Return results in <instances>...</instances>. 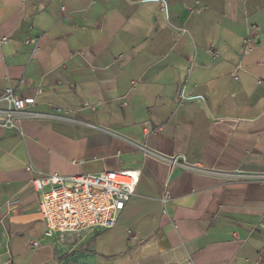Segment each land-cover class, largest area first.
Returning <instances> with one entry per match:
<instances>
[{"label":"crops","instance_id":"obj_1","mask_svg":"<svg viewBox=\"0 0 264 264\" xmlns=\"http://www.w3.org/2000/svg\"><path fill=\"white\" fill-rule=\"evenodd\" d=\"M8 86L62 111L0 124L3 260L264 264V0H0ZM123 169L115 227L46 235L36 173Z\"/></svg>","mask_w":264,"mask_h":264},{"label":"built area","instance_id":"obj_2","mask_svg":"<svg viewBox=\"0 0 264 264\" xmlns=\"http://www.w3.org/2000/svg\"><path fill=\"white\" fill-rule=\"evenodd\" d=\"M35 102V95L25 96L8 86L0 95V124L6 128L14 127V120L20 116H60L62 108L56 107L55 113L43 114L34 108ZM171 162L176 163V160L171 159ZM140 173V169L78 175L36 173L30 186L41 195L39 210L47 225L46 235L115 227L127 201L135 194ZM260 178L264 179V174ZM0 264H12V261L0 256Z\"/></svg>","mask_w":264,"mask_h":264},{"label":"rangeland","instance_id":"obj_3","mask_svg":"<svg viewBox=\"0 0 264 264\" xmlns=\"http://www.w3.org/2000/svg\"><path fill=\"white\" fill-rule=\"evenodd\" d=\"M105 231V230H104ZM77 233H79V232H77ZM80 238V237H79ZM49 264V263H48ZM50 264H53L52 262H50Z\"/></svg>","mask_w":264,"mask_h":264}]
</instances>
